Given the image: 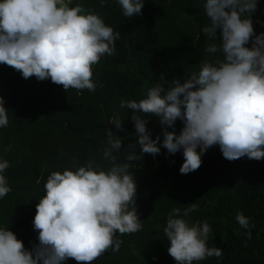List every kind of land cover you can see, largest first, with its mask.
Masks as SVG:
<instances>
[{
  "label": "clouds",
  "instance_id": "obj_1",
  "mask_svg": "<svg viewBox=\"0 0 264 264\" xmlns=\"http://www.w3.org/2000/svg\"><path fill=\"white\" fill-rule=\"evenodd\" d=\"M107 2L100 0V6ZM115 2L124 17L132 18L141 14L145 0ZM256 7L257 0H204L209 23L201 31L219 44L204 48L206 58L184 82L175 78L168 82L161 76L160 82L146 87L139 101H120L121 109L132 110L136 142L124 149L121 159L123 138L105 129L102 159L107 167L95 159L80 164L73 158L70 168L52 171L33 218L38 243L26 249L9 228L0 227V264H63L70 258L77 264H92L105 252L119 251L123 240L118 234L142 229L136 209L135 162L144 154L157 156L161 147L170 155L182 151L181 174L198 170L202 154L214 145L229 161L264 159V33L256 34L253 28L250 14ZM119 39L120 33L100 14L73 0H0V64L24 79H50L77 94L85 89L95 92L102 84L94 78V66L115 54ZM249 43L251 47L246 46ZM4 104L0 96V128L9 125ZM152 116L158 118L162 142L160 135L151 138L146 127ZM123 120L113 116L109 123L124 131ZM177 120L183 123L179 134ZM10 166L0 156V198L12 191L5 175ZM197 209L196 203H190L167 214L162 232L176 264L223 256L221 249L208 246L209 223L192 221L191 213ZM235 219L251 239L254 222L239 212Z\"/></svg>",
  "mask_w": 264,
  "mask_h": 264
},
{
  "label": "trees",
  "instance_id": "obj_2",
  "mask_svg": "<svg viewBox=\"0 0 264 264\" xmlns=\"http://www.w3.org/2000/svg\"><path fill=\"white\" fill-rule=\"evenodd\" d=\"M203 2L145 0L140 15L126 18L115 0H108L105 7L100 6V0H73V4L94 9L120 33L115 54L102 57L94 66V78L102 84L95 92L85 89L77 94V90L65 91L50 79H24L18 71L0 64V96L9 110V125L0 128V156L10 162L5 175L12 189L0 198V227L9 228L26 249L38 243L33 218L47 176L70 168L73 158L80 164L95 159L107 167L102 159L105 129L123 138V159L124 149L137 137L132 110L121 109L120 101H139L146 87L160 82L161 76L168 82L174 78L184 82L206 58L204 48L219 44L201 31L209 23ZM250 18L255 33H264V0H257ZM113 116L124 119V131L109 123ZM146 127L151 138L160 135L162 142L157 117H148ZM182 127V121L177 120V134ZM8 145L11 148L5 152ZM135 152L139 154V147ZM201 159L200 168L188 174L179 172L182 151L170 155L161 147L157 156L144 154L136 161L133 176L142 229L118 234L123 240L119 251L105 252L92 264H176L167 252L169 245L162 231L170 210L190 203L198 205L191 213L192 221L206 220L212 228L208 246L223 251L221 258L211 257L199 264H264V159L229 161L218 145L210 147ZM40 177L43 179L37 184ZM238 212L255 224L251 239L235 219ZM63 264L77 262L70 258Z\"/></svg>",
  "mask_w": 264,
  "mask_h": 264
}]
</instances>
